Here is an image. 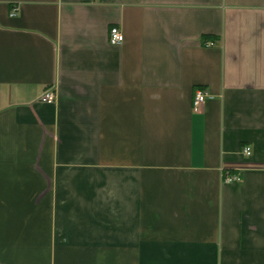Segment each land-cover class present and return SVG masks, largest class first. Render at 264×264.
<instances>
[{
	"label": "crops",
	"instance_id": "obj_1",
	"mask_svg": "<svg viewBox=\"0 0 264 264\" xmlns=\"http://www.w3.org/2000/svg\"><path fill=\"white\" fill-rule=\"evenodd\" d=\"M0 264H264V0H0Z\"/></svg>",
	"mask_w": 264,
	"mask_h": 264
},
{
	"label": "built area",
	"instance_id": "obj_2",
	"mask_svg": "<svg viewBox=\"0 0 264 264\" xmlns=\"http://www.w3.org/2000/svg\"><path fill=\"white\" fill-rule=\"evenodd\" d=\"M16 13H17V9L15 8V9H13L12 14L15 15ZM109 41L111 44H120L124 41V33L122 32V30L119 27H117V26L111 27V29L109 31ZM205 44L209 46V45H212L213 42H206ZM209 97H211V95L208 92H205L201 89L197 90L196 96H195V102H194L195 108H198ZM42 100L44 102H47V103H55L56 95L53 91L50 90L47 93H45V95L42 96ZM244 153L246 155H251L252 148L250 146H246L244 148ZM238 179H240V177L238 175H233V176L227 177V181H234V180H238Z\"/></svg>",
	"mask_w": 264,
	"mask_h": 264
}]
</instances>
